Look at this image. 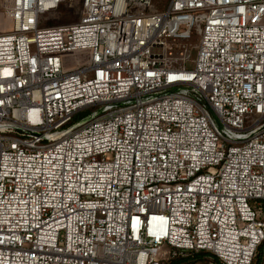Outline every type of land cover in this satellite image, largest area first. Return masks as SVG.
Wrapping results in <instances>:
<instances>
[{
	"label": "built area",
	"instance_id": "1",
	"mask_svg": "<svg viewBox=\"0 0 264 264\" xmlns=\"http://www.w3.org/2000/svg\"><path fill=\"white\" fill-rule=\"evenodd\" d=\"M67 1L0 0V264H264V0Z\"/></svg>",
	"mask_w": 264,
	"mask_h": 264
},
{
	"label": "rangeland",
	"instance_id": "2",
	"mask_svg": "<svg viewBox=\"0 0 264 264\" xmlns=\"http://www.w3.org/2000/svg\"><path fill=\"white\" fill-rule=\"evenodd\" d=\"M80 4H81V0H68L65 4H63L64 6L61 10H52L40 15L39 16L40 27L68 24L77 21L80 14ZM4 13H5L4 9L0 7V34L11 32V25H9L4 20ZM195 56H196V51L193 50L190 54V59L194 60ZM88 59H89L88 51H74V52L63 53L60 55L61 64L65 71H73L83 65H86ZM191 66L192 65L188 63L187 66L188 69H190ZM161 251H162L161 253H168L169 248L167 246H163ZM258 253L259 256L261 257L262 250H260V252ZM177 260H175L176 264H206L207 263V262L191 263L188 261L189 259L187 261H182V262ZM205 260L208 259L205 258Z\"/></svg>",
	"mask_w": 264,
	"mask_h": 264
},
{
	"label": "trees",
	"instance_id": "3",
	"mask_svg": "<svg viewBox=\"0 0 264 264\" xmlns=\"http://www.w3.org/2000/svg\"><path fill=\"white\" fill-rule=\"evenodd\" d=\"M63 6L64 5L62 4L61 6H59V8L57 10H61L63 8ZM207 257H212V256L209 253L208 254L207 253H198V254H193V255L189 256V258H184V259H181L179 261L182 262V261H187L189 259L188 261L191 263H194V262L206 263V262H208V260H205V258H207ZM260 261H261V257L259 256V253H258L256 255L254 264H260Z\"/></svg>",
	"mask_w": 264,
	"mask_h": 264
}]
</instances>
